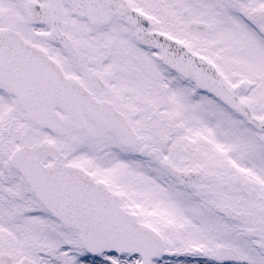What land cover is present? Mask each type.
Masks as SVG:
<instances>
[{
  "label": "snow or ice",
  "instance_id": "snow-or-ice-1",
  "mask_svg": "<svg viewBox=\"0 0 264 264\" xmlns=\"http://www.w3.org/2000/svg\"><path fill=\"white\" fill-rule=\"evenodd\" d=\"M0 264H264V0H0Z\"/></svg>",
  "mask_w": 264,
  "mask_h": 264
}]
</instances>
